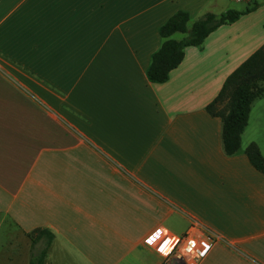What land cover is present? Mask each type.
I'll return each instance as SVG.
<instances>
[{
    "label": "crops",
    "instance_id": "crops-1",
    "mask_svg": "<svg viewBox=\"0 0 264 264\" xmlns=\"http://www.w3.org/2000/svg\"><path fill=\"white\" fill-rule=\"evenodd\" d=\"M255 5L147 81L177 11ZM263 45L264 0H0V264H29L39 230L44 264H162L153 244L192 225L217 237L198 264H264V176L244 154L264 158V96L234 156L206 112Z\"/></svg>",
    "mask_w": 264,
    "mask_h": 264
},
{
    "label": "trees",
    "instance_id": "trees-1",
    "mask_svg": "<svg viewBox=\"0 0 264 264\" xmlns=\"http://www.w3.org/2000/svg\"><path fill=\"white\" fill-rule=\"evenodd\" d=\"M258 5L244 12L228 10L220 15L206 13L191 22L185 11H177L160 28L162 43L151 55L146 69V79L151 84H164L170 73L184 59L186 48H200L210 34L221 26L235 23L241 16L251 13ZM182 35L175 40L174 35ZM264 96V45L243 62L224 82L217 97L206 107V112L221 121V141L226 156H234L241 149V139L248 125L252 104ZM251 166L264 176V158L256 144L245 150ZM54 235L48 230H39L32 238V253L29 264H44ZM43 240V246L36 245Z\"/></svg>",
    "mask_w": 264,
    "mask_h": 264
},
{
    "label": "built area",
    "instance_id": "built-area-1",
    "mask_svg": "<svg viewBox=\"0 0 264 264\" xmlns=\"http://www.w3.org/2000/svg\"><path fill=\"white\" fill-rule=\"evenodd\" d=\"M151 238L152 236L146 240L149 245H152L149 242ZM216 239V235L206 227L192 225L188 231L177 237L162 235L153 246L159 251V247L167 241L169 248L163 253L165 260L162 264H198Z\"/></svg>",
    "mask_w": 264,
    "mask_h": 264
},
{
    "label": "rangeland",
    "instance_id": "rangeland-1",
    "mask_svg": "<svg viewBox=\"0 0 264 264\" xmlns=\"http://www.w3.org/2000/svg\"><path fill=\"white\" fill-rule=\"evenodd\" d=\"M175 40H177V39H175ZM39 248H41L40 246H38L36 249L38 250ZM0 261H1V258H0Z\"/></svg>",
    "mask_w": 264,
    "mask_h": 264
},
{
    "label": "snow or ice",
    "instance_id": "snow-or-ice-1",
    "mask_svg": "<svg viewBox=\"0 0 264 264\" xmlns=\"http://www.w3.org/2000/svg\"><path fill=\"white\" fill-rule=\"evenodd\" d=\"M202 254V253H201Z\"/></svg>",
    "mask_w": 264,
    "mask_h": 264
}]
</instances>
